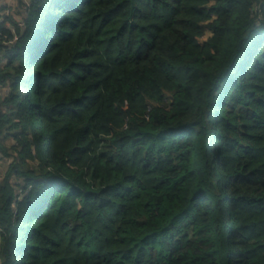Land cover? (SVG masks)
<instances>
[{
	"label": "trees",
	"instance_id": "16d2710c",
	"mask_svg": "<svg viewBox=\"0 0 264 264\" xmlns=\"http://www.w3.org/2000/svg\"><path fill=\"white\" fill-rule=\"evenodd\" d=\"M0 89V264H264V0H14Z\"/></svg>",
	"mask_w": 264,
	"mask_h": 264
},
{
	"label": "rangeland",
	"instance_id": "374dc122",
	"mask_svg": "<svg viewBox=\"0 0 264 264\" xmlns=\"http://www.w3.org/2000/svg\"><path fill=\"white\" fill-rule=\"evenodd\" d=\"M24 10V9H23ZM23 10H22V12H23ZM6 15V14H5ZM1 91H0V94L1 95H3L4 93H5V91L3 90L2 91V89H0ZM7 165H8V162H7V160H1L0 161V173H1V171H2V169H5L6 167H7Z\"/></svg>",
	"mask_w": 264,
	"mask_h": 264
},
{
	"label": "crops",
	"instance_id": "0c3cea01",
	"mask_svg": "<svg viewBox=\"0 0 264 264\" xmlns=\"http://www.w3.org/2000/svg\"><path fill=\"white\" fill-rule=\"evenodd\" d=\"M14 3V0H0V7H5L6 5L9 7Z\"/></svg>",
	"mask_w": 264,
	"mask_h": 264
}]
</instances>
